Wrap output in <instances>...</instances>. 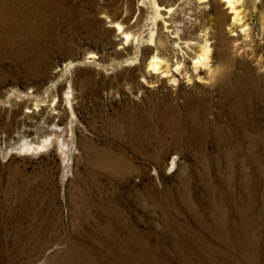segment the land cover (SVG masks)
<instances>
[{
	"label": "rangeland",
	"instance_id": "1",
	"mask_svg": "<svg viewBox=\"0 0 264 264\" xmlns=\"http://www.w3.org/2000/svg\"><path fill=\"white\" fill-rule=\"evenodd\" d=\"M77 3L83 6L84 15L78 25L73 27L66 17H60V32L46 36L48 50L37 49L25 57L27 67L16 51L0 54L4 56L0 69L6 75L0 82V240L11 243L25 233L45 238L50 231L52 242L30 264H54L53 254L79 233L86 235L107 224L111 214L129 219L131 228L145 237L153 234L151 242L158 232L171 231L175 236L180 227L195 235L201 231L195 215L210 219L213 210L201 214L194 207L201 196L195 178L198 143L178 144L175 133L168 132V121L156 124L151 116L154 109L179 115L187 126L190 116L194 117L202 130L230 126L236 134L237 125L243 122L241 135L256 141L253 153H264V83L257 84L258 90L239 114L230 111L232 103L224 100L219 89L225 73L250 70L264 80V0H238L241 21L234 19L236 9L228 0H200L202 23L209 27L213 47L209 65L196 72L190 52L176 55L168 51V70L154 73L146 67L154 46L149 40L155 27L150 4L140 0ZM214 4L226 14L224 37L218 33ZM117 22L133 31L131 40L124 39ZM165 23L160 18L156 24L164 34L168 31ZM135 38L137 43L131 42ZM92 52L96 57L86 61ZM71 60L77 63L66 70ZM178 60L182 61L180 68ZM187 76L192 79L188 81ZM37 99L44 104L36 106ZM138 118L139 131L135 127ZM238 134L233 141L241 139ZM48 135H57L65 151L57 141L30 153L18 146ZM249 138L243 142L247 152ZM216 145L211 138L206 150L216 152ZM262 167L264 163L234 162L222 163L220 168L227 179L233 174L229 187L240 189L238 182H243L247 168L252 175ZM207 183L224 187L217 176ZM185 197L192 200L180 201ZM168 205L172 207L167 209ZM29 215L35 221L30 222ZM167 215L175 220L170 229L164 225ZM42 220L54 223L42 225ZM85 240L80 238L76 244L84 245ZM160 256L157 259L165 258ZM198 259L193 256L192 263Z\"/></svg>",
	"mask_w": 264,
	"mask_h": 264
},
{
	"label": "bare ground",
	"instance_id": "2",
	"mask_svg": "<svg viewBox=\"0 0 264 264\" xmlns=\"http://www.w3.org/2000/svg\"><path fill=\"white\" fill-rule=\"evenodd\" d=\"M237 1L228 0L230 7L236 9ZM66 2L67 4H64ZM140 3L152 6L151 17L155 24L149 35V40L154 46L146 62L148 71L153 70L151 73L167 71L170 66L166 56L168 51L176 55L184 54L185 51L190 52L194 58L193 67L196 72L209 65L213 47L208 34L209 27L202 23L205 16L199 8L200 0H140ZM213 6L219 23V36L224 37L223 23L226 14L218 5ZM163 7L166 8L164 12ZM241 12L235 10L236 21L243 19ZM60 17H66L67 23L75 27L78 25V18L84 17L83 6L78 4L77 0H0V54L3 51H16L17 56L27 67L25 57H30L37 49L48 50L46 36L60 32L61 28L57 22ZM160 18L165 19V26L168 29L166 34L156 28ZM117 27L119 31L125 33L123 37L126 41L131 40V35L134 37L133 31L126 29L121 22H117ZM261 27L264 31V20ZM137 41L138 38H135L131 42ZM90 57H96L95 52L87 55L86 61H91ZM3 58L1 55L0 60ZM33 62L36 63L34 59ZM181 62L178 60L177 68H180ZM76 63L77 61L73 60L66 63V70ZM66 73L63 72L62 75ZM5 76L0 69V82L5 80ZM199 78L203 79L202 76ZM187 79L190 81L192 77L187 76ZM259 82L264 83V80L250 70L246 73L235 71L223 75L219 89L224 100L232 103L230 110L232 113L239 114L249 104L258 90ZM55 83L47 89V95L50 89L55 87ZM262 95L264 96V89ZM41 100L37 99L36 106L44 104ZM51 105H56V99ZM151 116L156 124L168 121L171 128L168 132L175 133L174 140L178 144L198 143L196 158L199 161V168L195 178L200 182L201 196L194 207L201 214L213 210L212 217L205 219L198 214L195 215V221L201 227L197 235L180 227L175 236L171 235V231L158 232L156 241L151 242L149 240L153 238V234L147 238L131 228L129 219L111 214L107 224L96 226L86 235L79 233L72 238L67 247L53 254L54 264H193V256L199 258L196 264H264V179H260L264 175V168L252 175H249L247 168L243 182H238L240 189L233 188L231 184L229 187L233 174L230 173L231 179H227L223 177L220 168L222 163L230 165L234 162L263 165L264 153H253L256 141L252 142L253 138H249L250 136L246 138L251 140L248 145L250 150L248 152L245 150L243 142L246 139L241 135L245 124L240 122L237 125L235 131L238 136L240 133L241 139L235 142L233 138L236 134L230 126L220 131L217 128L202 130L197 127L194 117L190 116L191 124L187 126L182 123L179 115H169L161 109L152 110ZM140 125L138 118L135 120L137 131L140 130ZM190 126L193 127L192 132H189ZM211 138L217 143L216 152L212 149L206 150V142ZM55 141L58 142L60 149L65 151V144L57 135H48L38 142L25 140L18 146L24 153H30L42 150ZM103 160L108 162L109 158L103 157ZM175 164L176 161L173 160L172 166ZM212 171L214 175L211 174ZM215 176L223 182L222 189L207 183ZM204 199L209 200L208 204L202 202ZM191 200L188 197L180 199L182 202ZM186 206L191 208L192 204ZM171 207L168 205L166 208ZM33 218L35 217L29 215L30 222L35 221ZM169 218L167 215V219L165 217L164 220V225L168 229L175 223L174 219L171 221ZM53 223L43 220L41 222L42 225L50 226ZM80 238H87L83 242L84 245L76 244ZM169 241L173 242L169 245ZM51 242L50 231L45 238L25 233L23 238L17 236L11 243L0 240V264H30L37 260ZM159 255L165 258L157 259Z\"/></svg>",
	"mask_w": 264,
	"mask_h": 264
}]
</instances>
